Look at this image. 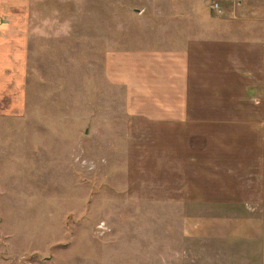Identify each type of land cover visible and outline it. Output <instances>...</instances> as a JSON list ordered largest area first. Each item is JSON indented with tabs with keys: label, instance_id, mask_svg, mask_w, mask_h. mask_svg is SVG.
<instances>
[{
	"label": "rangeland",
	"instance_id": "1",
	"mask_svg": "<svg viewBox=\"0 0 264 264\" xmlns=\"http://www.w3.org/2000/svg\"><path fill=\"white\" fill-rule=\"evenodd\" d=\"M196 2L198 33L245 45V97L224 102L246 115L197 132L206 155L173 146L196 131L137 124L105 67L173 38L185 0L25 1L26 64L0 69V264H206L198 220L264 216V0Z\"/></svg>",
	"mask_w": 264,
	"mask_h": 264
},
{
	"label": "crops",
	"instance_id": "2",
	"mask_svg": "<svg viewBox=\"0 0 264 264\" xmlns=\"http://www.w3.org/2000/svg\"><path fill=\"white\" fill-rule=\"evenodd\" d=\"M25 1L0 0L1 70L6 66L22 68L26 64L28 31L26 33L25 30L28 28L25 26L30 15L23 8ZM185 2L188 8L176 11L181 13L177 17L183 23L174 28L177 30L173 38L166 34L168 36L164 37L159 47L109 51L105 67L110 82L124 92L126 112L140 118L137 124L145 121L158 124L166 131H196L186 140L173 142V146L185 143L189 151L206 155L210 141L199 137L197 132L210 130V125L215 122L222 124L223 119L228 122L234 114L246 115L243 101L236 109L224 102V99L231 97V87L235 84L237 93L234 97H240V82L242 97H245V75H240V66H244L245 45L229 39L228 34V38H214L204 28L202 34L198 33V25L194 22L198 19L197 2ZM232 50L236 54L232 55ZM240 77H243L241 81ZM243 152L245 159L248 156L256 157L253 156L255 150L247 145ZM257 162H260V158ZM245 165L246 162L243 167ZM260 189L258 186L259 192ZM241 190L239 192L243 193ZM198 222L195 228H191V236L196 239L193 251L195 259L205 258L206 264H214V259L226 258L228 263L230 253L234 255L230 249H238L232 264H264V216L201 219ZM212 237L223 240L220 246L222 251L217 247L211 251L204 245L197 246ZM98 264L120 263L114 260Z\"/></svg>",
	"mask_w": 264,
	"mask_h": 264
},
{
	"label": "built area",
	"instance_id": "3",
	"mask_svg": "<svg viewBox=\"0 0 264 264\" xmlns=\"http://www.w3.org/2000/svg\"><path fill=\"white\" fill-rule=\"evenodd\" d=\"M216 6H218V4L216 3Z\"/></svg>",
	"mask_w": 264,
	"mask_h": 264
}]
</instances>
